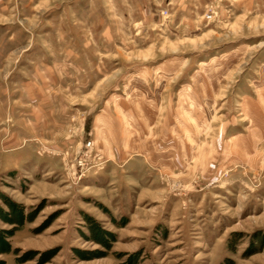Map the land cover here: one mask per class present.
<instances>
[{"label":"rangeland","instance_id":"obj_1","mask_svg":"<svg viewBox=\"0 0 264 264\" xmlns=\"http://www.w3.org/2000/svg\"><path fill=\"white\" fill-rule=\"evenodd\" d=\"M2 197L5 264H264V0H0Z\"/></svg>","mask_w":264,"mask_h":264},{"label":"trees","instance_id":"obj_2","mask_svg":"<svg viewBox=\"0 0 264 264\" xmlns=\"http://www.w3.org/2000/svg\"><path fill=\"white\" fill-rule=\"evenodd\" d=\"M2 200L6 208H0V221L8 225L9 228L5 229L0 227V257L8 254L9 252L17 255V249L12 250L9 239L16 233V231H18L23 226L24 222L31 221L35 215L34 212L26 213L23 206L18 203L9 201L4 197H2ZM84 219L86 221V227L88 230V235L84 237H87V239H89L90 241L105 247L106 250L109 251L110 245L114 241L112 234L104 230L93 218L84 216ZM250 253H248L247 255H249ZM83 254L84 252L77 251L78 257L83 258ZM33 255V252H25L20 257H15V262L17 264L24 263L32 259ZM49 257H51V254L45 259H48ZM94 257L99 258L102 257V255L100 253H97L92 256H85L83 259H92ZM46 261L47 260H44L42 258V260H40V263L42 264ZM134 263V260H128V264ZM0 264H5V261L1 258Z\"/></svg>","mask_w":264,"mask_h":264}]
</instances>
